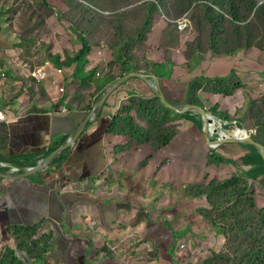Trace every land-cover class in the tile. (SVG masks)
Masks as SVG:
<instances>
[{
    "label": "rangeland",
    "instance_id": "374dc122",
    "mask_svg": "<svg viewBox=\"0 0 264 264\" xmlns=\"http://www.w3.org/2000/svg\"><path fill=\"white\" fill-rule=\"evenodd\" d=\"M212 1L0 0V17L18 65L31 71L48 62L61 68L67 84L71 66H56L44 59L58 55L57 62H62L80 48V35L97 47L94 50L108 53L103 63L100 60L96 80L105 75L117 80L126 72L155 75L163 64L193 72L201 61L233 57L226 52L234 50V56L255 62L260 71L236 76L228 86L207 83L205 98L197 104L218 118L224 133L239 136L240 130L246 131L264 146V48H260L264 17H256L264 0L256 1L251 14L244 12L249 0H233L242 9L238 16L245 17L236 21L226 14L225 19L210 20L217 15L209 13V8L219 12ZM249 42L253 46L244 47ZM241 44V49H234ZM116 50L124 58L120 63L114 61ZM208 93L220 96L209 98ZM135 94H126L116 103L110 131L114 157L163 176L160 188L171 199V211L182 208L171 216L176 231L184 233L179 242L184 240L183 250L199 256L200 264H254V257L242 259L239 253L247 246L250 253L264 249V183L246 175L252 167L253 150L236 143L213 148L205 141L201 116L165 110L142 90ZM224 114L235 128H225L219 119ZM239 121L243 128L237 126ZM221 133L216 137L222 138ZM43 240L31 235L30 244L19 245L18 260L29 263L43 256ZM4 246L0 244V264H22L12 246ZM128 248L122 254L124 264H134L137 253Z\"/></svg>",
    "mask_w": 264,
    "mask_h": 264
},
{
    "label": "crops",
    "instance_id": "0c3cea01",
    "mask_svg": "<svg viewBox=\"0 0 264 264\" xmlns=\"http://www.w3.org/2000/svg\"><path fill=\"white\" fill-rule=\"evenodd\" d=\"M93 48L97 47L92 45L87 53L83 72L92 68L96 72L106 60L107 51ZM13 49L0 17V112L5 117L0 121V157L7 162L26 163V172L49 151L62 146L78 128L101 84L87 82L80 86L74 78L67 84L62 70L57 72L60 67L46 62L38 65L46 73L42 84L37 85L30 76L37 67L28 71L19 66ZM225 58L201 61L193 72L168 64L160 66L157 72L163 75L159 79L167 99L176 104L200 103L205 98V86H190L193 80L219 77L229 81L260 71L255 62L238 55ZM127 85L130 87H124ZM127 85L88 122L59 166L47 167L21 181L0 179V244L12 246L18 260L19 245L30 244L31 235L45 239L43 256L29 263L18 260L22 264H124L126 256L122 254L129 246L137 253L134 264H200L199 256L183 250L184 240L179 242L184 233L176 231L171 216L174 218L182 208L171 211V199L160 188L163 176L127 165L112 154L110 131L118 99L138 89L153 97L151 88L141 79ZM33 163L36 166L31 168ZM5 167L10 170L6 173H18V167ZM259 179L264 183V175Z\"/></svg>",
    "mask_w": 264,
    "mask_h": 264
},
{
    "label": "trees",
    "instance_id": "16d2710c",
    "mask_svg": "<svg viewBox=\"0 0 264 264\" xmlns=\"http://www.w3.org/2000/svg\"><path fill=\"white\" fill-rule=\"evenodd\" d=\"M210 1V0H209ZM256 1L257 0H249V3L245 9L244 12H247L249 14H251V12L254 10V8L256 7ZM214 6L217 7L219 9V12L217 11H213V9L209 8V13H214L216 14L217 16L215 18H209L210 20H214V19H218V18H222V19H225L224 18V14L226 15H229L231 18H232V21H236L238 19H243V18H240L238 15L240 13V11L242 10L241 8L239 7H236L234 6L233 4V0H213L212 1ZM213 8V7H212ZM208 12V11H207ZM256 17H264V5L260 8L257 9V14H256ZM80 48L75 50L71 56H65L64 60L62 62H57L59 56H51V55H46L45 56V59L44 60H49L51 63H53L54 65L58 66L59 64H64L65 66H73V69H72V73H71V76L72 78L74 79H77L78 80V85L80 86H83L85 84H87V82H92L94 84H98L101 86L98 88V94H100L103 89L110 83L114 82L115 79L110 77L109 75H105L102 77V79L100 80H96V79H92V77L95 75V68H92L91 70L87 71V72H83L82 71V66L84 63H86L87 61V53L89 52V50L91 49V43L88 42V40L86 39V37L80 35ZM253 46V43L252 42H249V43H246L244 45V47L246 48H249V47H252ZM262 47L260 48H264V44L261 45ZM243 46L242 44L239 46L237 45L234 49L235 50H239L241 49ZM120 49V48H119ZM227 55H234L235 52L234 50H230V51H227L226 52ZM54 57V58H53ZM114 61L117 62V63H120L122 62V60L124 59L121 54H120V50H116L114 52ZM155 75L158 77V78H162V74H160L159 72H154ZM128 74V72L126 73H123L120 77H122L123 75H126ZM136 78H132L130 79L128 82H130L131 80H135ZM127 82V83H128ZM221 83V84H225V85H230L229 82H228V79H223V78H213V79H206L205 78V81H202V79H195L191 82L190 86H195V88H198V89H201L203 88V86H205L207 83ZM125 84V83H124ZM120 85L116 90H114L109 96L108 98L106 99L105 103L109 100V98L113 97L115 95V93H117L122 87L123 85ZM161 88H162V85H161ZM197 89V90H198ZM129 94H133V95H136L135 93H129ZM165 94V93H164ZM166 96V95H165ZM153 97L156 98V100H159L160 99L153 93ZM167 98V97H166ZM150 100V99H149ZM171 102V101H170ZM104 103V104H105ZM161 103V101H160ZM173 103V102H171ZM187 103H193V104H197L196 102L194 101H189ZM173 104H176V103H173ZM198 105V104H197ZM104 106V105H103ZM161 106L165 109V110H170L168 108H166L162 103H161ZM192 114V112H187L185 113L184 116H187L189 117L190 115ZM196 117H200V115H198L197 113H193ZM114 119H112L113 121V125L115 123V118L116 117H113ZM219 119H221V121L225 124V128L227 129H233L235 128L234 126V123H233V120H231L228 115H222L221 117H219ZM112 125V127H113ZM237 126L239 128H243L244 127V123L242 121H239L237 123ZM112 129V128H111ZM168 141V140H167ZM166 141V142H167ZM259 142V141H257ZM261 143V142H259ZM229 144H233V143H229ZM237 144V143H236ZM226 145V144H225ZM241 147H244V148H249V149H252L253 150V156H252V167L251 169L246 172V175L248 178L250 179H254V180H257L259 179L260 177H262L264 175V163L262 162L261 158H260V155L257 151V149L251 145H245V144H237ZM223 146V145H221ZM67 151V150H66ZM66 151L61 155L59 156L57 159L54 160V162L49 166L48 169H51L52 167H56V166H59L63 160V157H64V154L66 153ZM53 152V150L49 151L45 156L47 157L48 155H50L51 153ZM0 163H5V164H9L10 167H18L17 171L18 173H22L24 172L26 169H28L29 167L25 164H22V163H19V162H7L5 161L4 159H2L0 157ZM4 164V165H5ZM36 166V163H33L32 165H30V167H35ZM56 169V168H54ZM46 170V171H47ZM10 170L6 169V168H0V173L3 172V173H6V172H9ZM37 175V174H36ZM262 238L264 239V233L262 234ZM239 253H243V258L242 259H245L248 258V256H251V257H254L255 258V263L254 264H264V249L260 248L258 249V251L256 252H252L250 253V249H249V246L247 247H244L243 249H241L239 251ZM203 264V263H202ZM242 264H245V263H242ZM247 264V263H246Z\"/></svg>",
    "mask_w": 264,
    "mask_h": 264
},
{
    "label": "water",
    "instance_id": "95a60500",
    "mask_svg": "<svg viewBox=\"0 0 264 264\" xmlns=\"http://www.w3.org/2000/svg\"><path fill=\"white\" fill-rule=\"evenodd\" d=\"M132 78H138V79L145 81L166 108L174 112H177L179 114H185L187 112H195L198 115H200L203 121L202 132H203L205 141L208 145L221 146V145H225L229 143L251 145L257 149L260 155V158L262 162L264 163V146L256 142L250 136H247L244 131L239 129L241 134L239 136L234 135L233 138H219L217 140H212L210 138L209 128H210L211 120L212 118H214V116L211 115V113H209L204 107L197 105V104H193V103L173 104L166 98L161 88L160 79L157 76L132 72V73L123 75L122 77L118 78L114 82L108 84L103 89V91L99 94V96L96 98L90 111L88 112L86 117L83 119L81 124L71 134V136L66 140V142L62 146H60L58 149H56L54 152H52L49 156H47L45 159H43L35 168L28 170L24 173H19V174L18 173H0V179L6 180V181H21V180L30 178L31 176H34L40 173L41 171L45 170L47 167H49L54 162L55 159L61 156L67 149L75 145L80 135L85 131L88 122L96 118L99 115L108 96L114 90H116L120 85L127 83Z\"/></svg>",
    "mask_w": 264,
    "mask_h": 264
},
{
    "label": "built area",
    "instance_id": "2783aa9c",
    "mask_svg": "<svg viewBox=\"0 0 264 264\" xmlns=\"http://www.w3.org/2000/svg\"><path fill=\"white\" fill-rule=\"evenodd\" d=\"M57 72L58 73H61V69L58 68L57 69ZM45 69L44 67H37V69L32 72L30 74L31 78L33 79L34 83L37 84V85H40L42 84L44 78H45ZM5 120V117L3 116V114L0 112V121H4ZM210 138L212 140H217L219 139L218 137H216L218 135V132H222L221 133V136L222 138H233L234 135H231V131L229 132H223L222 130V124L221 123H218V118H216L214 116V118H212L211 120V124H210ZM246 133L247 136H249V134L244 131ZM213 148H218L219 146L217 145H212ZM0 168H6L4 164L0 163ZM11 173H16L14 170L11 172Z\"/></svg>",
    "mask_w": 264,
    "mask_h": 264
}]
</instances>
